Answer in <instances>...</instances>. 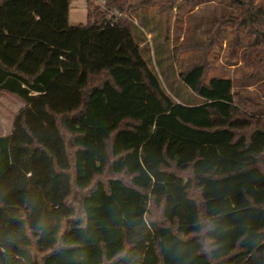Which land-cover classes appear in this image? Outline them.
I'll list each match as a JSON object with an SVG mask.
<instances>
[{
    "label": "trees",
    "instance_id": "trees-1",
    "mask_svg": "<svg viewBox=\"0 0 264 264\" xmlns=\"http://www.w3.org/2000/svg\"><path fill=\"white\" fill-rule=\"evenodd\" d=\"M93 1L71 24V0H0V92L25 103L0 136V264H264V107L206 62L180 73L201 101H174L128 0ZM230 1L209 45L231 25L257 80L264 1Z\"/></svg>",
    "mask_w": 264,
    "mask_h": 264
},
{
    "label": "rangeland",
    "instance_id": "rangeland-1",
    "mask_svg": "<svg viewBox=\"0 0 264 264\" xmlns=\"http://www.w3.org/2000/svg\"><path fill=\"white\" fill-rule=\"evenodd\" d=\"M264 1V0H263ZM105 9L106 0H94ZM127 14L132 23L134 37L139 41L142 54L151 69L157 74L166 93L177 102L198 103L201 98L182 82L180 73L190 66L206 62V80L212 76H228L233 79L234 90L239 94L237 103L249 112L264 107V89L260 87L263 75L250 79L253 66L241 57L243 49L230 55L231 25L223 28L217 38L219 44L210 47L208 30L217 18L229 10L237 13L230 0H128ZM119 11V10H112ZM71 24H87V0H71L69 8ZM105 74L92 76L90 86L101 84ZM25 103L16 95L0 92V136L11 133L16 115ZM77 213L80 210L77 207ZM155 212V216L158 215Z\"/></svg>",
    "mask_w": 264,
    "mask_h": 264
},
{
    "label": "built area",
    "instance_id": "built-area-1",
    "mask_svg": "<svg viewBox=\"0 0 264 264\" xmlns=\"http://www.w3.org/2000/svg\"><path fill=\"white\" fill-rule=\"evenodd\" d=\"M104 2H105V0H102V3H104ZM105 9H106V8H105ZM110 15L120 16V15H122V13H121L120 11H113V12H111Z\"/></svg>",
    "mask_w": 264,
    "mask_h": 264
},
{
    "label": "clouds",
    "instance_id": "clouds-1",
    "mask_svg": "<svg viewBox=\"0 0 264 264\" xmlns=\"http://www.w3.org/2000/svg\"><path fill=\"white\" fill-rule=\"evenodd\" d=\"M207 230H208V231H211L212 229H211V227H209Z\"/></svg>",
    "mask_w": 264,
    "mask_h": 264
}]
</instances>
